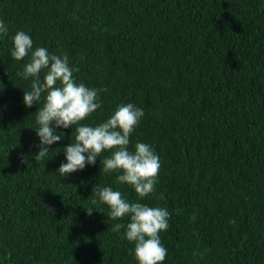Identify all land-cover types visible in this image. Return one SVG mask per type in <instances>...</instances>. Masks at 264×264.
I'll use <instances>...</instances> for the list:
<instances>
[{
    "label": "trees",
    "instance_id": "trees-1",
    "mask_svg": "<svg viewBox=\"0 0 264 264\" xmlns=\"http://www.w3.org/2000/svg\"><path fill=\"white\" fill-rule=\"evenodd\" d=\"M0 19V264H138L126 227L112 231L130 217L111 219L94 186L167 209L163 264H264V0H0ZM18 31L32 51L67 55L78 84L107 90L81 124L143 109L129 150L143 142L159 156L153 194L104 173L110 151L58 173L75 126L35 161L47 93L25 107L32 78L17 72L31 53L12 58Z\"/></svg>",
    "mask_w": 264,
    "mask_h": 264
},
{
    "label": "clouds",
    "instance_id": "clouds-1",
    "mask_svg": "<svg viewBox=\"0 0 264 264\" xmlns=\"http://www.w3.org/2000/svg\"><path fill=\"white\" fill-rule=\"evenodd\" d=\"M7 32L6 24L0 19V36L7 35ZM13 45L11 56L15 60H22L31 53L23 71L17 72L22 79L32 78L31 90L24 91L25 107L31 108L47 93L43 106L36 111L38 129L35 132L40 143L35 161L46 157L49 152L46 146L63 138L57 134V129L75 126V143L71 142L64 148L67 162L61 163L58 173L66 176L83 170L86 165L95 164L102 152L110 151L111 155L103 160V172H120L116 177L117 183L130 185L141 199L153 194L161 167L159 156L143 142L135 144L134 152L129 150L130 136L144 116L143 109L131 103L122 104L105 122L94 127L83 125L81 121L102 107L99 93L107 90L78 84L73 77V72L78 69L69 66L67 55L50 54L44 47L32 51L33 40L24 31L16 32ZM41 72H44L43 80ZM92 193L99 198V203L109 206L111 219L130 217L126 226L116 223L112 231L119 232L126 227L125 236L129 242H134L138 264H163L168 253L161 242L160 232L169 227L170 213L167 209L139 202L130 203L120 191H114L111 187L94 186ZM97 202V199L91 201L92 205ZM84 209L89 216L93 212L92 207Z\"/></svg>",
    "mask_w": 264,
    "mask_h": 264
}]
</instances>
